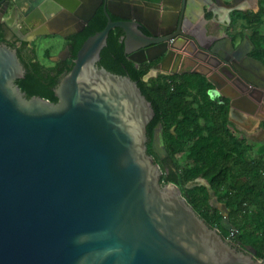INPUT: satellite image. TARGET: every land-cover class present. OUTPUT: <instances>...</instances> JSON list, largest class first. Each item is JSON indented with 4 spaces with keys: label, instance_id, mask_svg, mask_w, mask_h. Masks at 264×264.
Wrapping results in <instances>:
<instances>
[{
    "label": "water",
    "instance_id": "95a60500",
    "mask_svg": "<svg viewBox=\"0 0 264 264\" xmlns=\"http://www.w3.org/2000/svg\"><path fill=\"white\" fill-rule=\"evenodd\" d=\"M172 1L176 0L33 1L28 10L44 16L49 29H34L26 39L81 32L102 5L108 19L101 31L83 42L73 67L54 89L56 102L27 96L17 83L26 73L18 50L0 42V264H260L264 260L252 246L237 245L211 227L177 184L161 182L163 171L148 152V125L155 116L152 103L129 75L99 64L109 33L119 28L125 53L137 66L160 59L146 81L171 56L175 73L197 49L196 41L202 46L199 35L187 29L188 15L193 20L190 13L205 8L215 14L222 0H180L176 13L175 9L168 17ZM14 2L11 15L19 0ZM8 6L7 1L4 10ZM76 16L79 20L73 23ZM184 34L193 37L184 50L187 56L173 53L188 41ZM227 43L229 54L223 52ZM245 43L248 46L249 40ZM244 45L234 48L230 40L219 41L208 53L215 68L235 80L231 82L237 91L229 96L230 106H236L239 98L253 103L255 95L262 100L264 94V83L251 75L264 63L248 56ZM201 73L215 84L214 92L221 93L219 84ZM242 89L250 90L249 95ZM152 148L161 159L168 156L162 124L155 128ZM222 214V225L233 229L229 211Z\"/></svg>",
    "mask_w": 264,
    "mask_h": 264
},
{
    "label": "trees",
    "instance_id": "16d2710c",
    "mask_svg": "<svg viewBox=\"0 0 264 264\" xmlns=\"http://www.w3.org/2000/svg\"><path fill=\"white\" fill-rule=\"evenodd\" d=\"M231 19L234 38L247 36L254 45L252 57L264 63V0H260L257 12L234 11ZM107 22V16L100 8L83 31L69 37L70 58L54 63V66L42 65L35 58L26 60L22 48H18L20 60L26 68L24 78L17 80L20 88L28 97L36 95L56 102L54 89L73 67V60L83 42L101 31ZM122 34L119 28L111 30L99 64L114 73L129 75L152 103L155 116L148 125V152L163 171L161 182L177 184L211 227H216L225 238L232 237L237 245L252 246L256 256L264 258V152H259L255 143L234 130L229 115V98L214 95V85L203 73L191 70L159 73L146 81V75L160 59L137 66L125 53ZM45 55H50V51L47 50ZM158 124L163 126L168 152V156L162 159L152 148ZM184 154L196 162L192 173L181 169L178 157ZM170 161L174 170L167 171L166 164ZM195 177H202L210 184L218 201L229 210L233 229L228 230L222 225V211L210 203L208 196L202 197L200 192L185 187Z\"/></svg>",
    "mask_w": 264,
    "mask_h": 264
},
{
    "label": "flooded vegetation",
    "instance_id": "af4514ba",
    "mask_svg": "<svg viewBox=\"0 0 264 264\" xmlns=\"http://www.w3.org/2000/svg\"><path fill=\"white\" fill-rule=\"evenodd\" d=\"M7 1L9 2L8 9L7 10H4V6H5V3ZM33 1H36V0H19V3H18L17 8H16V11H15V13L13 15H11V13H12L13 8L16 5L15 2H14V0H3L2 1V3L0 4V35H1L0 42L6 43L9 46L14 47V48H16L18 50V48H20L22 46H26V45L29 46V45H31V43L40 36V35H36L34 37H29V38L26 39V37L28 35H30V33H32V31L34 29L35 30H37L39 28L40 29L41 28H45L46 30L49 29V27L46 26L47 19L44 16L41 17L39 15L40 13L34 12V9L31 10V11L28 10L31 7ZM242 1L243 0H222V4H225V6H231V8H233V10L234 9H242L241 8L242 7ZM119 3L120 2H117V5ZM120 7L121 6H119L117 8V10H120L121 9ZM100 8L103 9V5L100 6L99 9ZM234 11H238V10H234ZM241 12H246V11H241ZM174 13H176V11ZM201 13H203V16H201V14L198 15V16H196V14H194V16H193V14H192L194 20H191L190 21V23L193 24L194 26L196 24H198L199 21H200V24H199V26L197 28L196 27L192 28L190 25H188V22L186 24L187 25V29L190 32L191 31H194L197 35H199V37H200V44L203 46V47L200 46L198 44V42L196 41V44L198 45V47L190 55V58L193 57L191 59L197 60V62L199 64L201 63L200 60L201 61H204V63L208 64V68L209 69H214V70L219 71L218 68H215V66L217 65V63L215 62V60H213L211 58V56H210L211 54L210 55L208 54V53H211L212 52L211 50L214 47V44L217 43V42H219V41H222V42H224V41L226 42L227 41V42H229V40H230L232 42V45L234 46V48H239L243 44H245L244 46H246L245 41L247 39H249V38H247V36H246L243 39H240L239 36H238L235 39L234 36H233V34H232V32H234L235 30L232 31V29L230 27L231 22H230V24L227 25L225 21H223V23H221V22H219L218 19L212 18V16H209L210 15V11L207 10V8H205L204 9V12H201ZM31 14H32L33 17L30 16ZM219 15H220V12H219ZM29 16L31 17L30 19H29ZM112 16L113 15H111V17ZM42 18H44L45 21ZM113 20H119V18L113 19ZM43 26H45V27H43ZM220 26L224 27L225 33H224V35H221V37H218L219 35L218 36L217 35H214L213 32L214 31L219 32ZM72 28H73V26L70 27V29H72ZM204 31H206V32H204ZM18 33L21 34L23 37H25V41L21 39V37L19 36ZM77 33H80V32H74V33H71V34H69L67 36H64V37L63 36H60L59 34H47V35H44V36L55 35V36H60V37H62L64 39L63 46L61 45V48L59 49V52L57 54L53 55V57L51 56V54L48 55V56H46L47 58H51L52 59L53 65H51V66H54L55 65L54 63H60V62L65 61V60H67V59L70 58V56H71V54H70L71 40H70L69 37H71L72 35H75ZM184 35L186 37H188V41L187 40L186 41L183 40V42H182L183 45L181 46L182 48H179L180 50H177V53L178 52L179 53H184V50H186L187 47H188V45H190V40L193 39V37L190 36V35H188V34H184ZM237 41H240V44L237 45V43H236ZM205 47H207V48H205ZM247 47H249V48H247ZM189 48H191V47H189ZM228 49H230V47H229V45L227 43L226 44V47H224V49H223V52L226 53V54H229ZM246 49H248L247 55L250 56V57H252L251 52L254 49V45H253V43L251 41H249V45L246 46ZM66 50L69 51V55L66 54V53H64V51H66ZM205 53H206V57H205ZM59 54H62L64 56V58L61 57V58L55 60L54 58H56V56L59 55ZM184 54L187 55L186 53H184ZM252 58H254V57H252ZM186 60H188V58H184L183 63L182 64H179L176 67L175 73L181 72V71H184V70H193L192 69V66H190V67H184V61H186ZM157 64H159V63H157ZM156 65L153 66V68H155ZM57 68L59 69V67H57ZM162 68H163V65H160L159 68L157 69V73H156L157 75L159 73H163V74H167V73L168 74H173V72H174L173 71V67L170 68L168 72L164 71ZM218 73L220 74V71L219 72L213 71V73L211 75L217 74L216 79L218 78L219 80H215L213 77L212 78L221 87L219 91L222 94H224V91H223L224 88H223V86H224L225 82H227V81L229 82V80H231V79L226 78V77H224L222 79ZM233 81H235V80L233 79ZM211 83L214 85V88H213L212 93L214 95H218V96L223 97L221 93L216 94L214 92L216 86H215V84L213 82H211ZM251 99H252V102L253 103L244 102L243 99L239 98L238 101H237V105L238 106L240 105V106L244 107L245 110H248L249 112H252V111H254L257 108V106H261V103L262 102L256 101L257 99H255V98L253 99V97H251ZM254 102H256L257 106H256V104Z\"/></svg>",
    "mask_w": 264,
    "mask_h": 264
},
{
    "label": "crops",
    "instance_id": "0c3cea01",
    "mask_svg": "<svg viewBox=\"0 0 264 264\" xmlns=\"http://www.w3.org/2000/svg\"><path fill=\"white\" fill-rule=\"evenodd\" d=\"M241 8L242 9H234V10L246 11V12H257L260 9V0H243ZM232 10H233V8H231V6H225V4H219V5H217L216 13L214 14V13H212V11H210L209 16H212V18L218 19L219 22H221V23H223V21H225L226 24L228 25L231 22V15H232V12L234 11V10L233 11ZM219 12H220V15H219ZM200 14H201V16H203V13H200ZM224 33H225V30H224V27H222V26H220L219 32H217V31L213 32L214 35H217V36L219 35L218 37H221V35H224ZM249 41H251V40H249ZM236 43L238 45V44H240V41H237ZM167 62L168 61H166L164 64H162L163 65L162 69L166 72H168L169 69L171 67H173L172 66L173 64H169V66H167ZM247 63L249 64V62H247ZM189 66H192V69L198 68L197 70H199L200 72L207 73L208 75L213 77L215 80H219L218 78L216 79L217 74L211 75L213 73V71H216V72H219V71L214 70V69H209L208 64H206L204 62H203V64H201V63L199 64L196 60V63L194 65L190 64ZM226 74L229 77H231V75L228 72H226ZM219 75L222 79L224 77H226V76H224L223 73H220ZM251 75H252V77H254V80L261 81L264 83V79H263L264 78V67L254 69L253 72H251ZM226 78H228V77H226ZM231 81H233V80H229V82L227 81L228 83L225 82V84L223 86L224 94H222L223 97L229 98L230 103H231V99L229 96H235V91H237L236 84H232ZM230 82H231V84H230ZM263 92H264V89H263ZM263 99H264V94L262 96L261 106H257L256 102H254L256 104L257 108L252 112L245 110L244 107H242L240 105L238 106L237 104H236V106H230L229 115H230V119L233 123L234 130L237 131L238 133H240L242 136H244L247 139H249L248 138L249 134H247L246 131H248L249 133H253V132L259 133V132H262L264 130V103H263ZM258 113H260L261 115L259 116ZM249 140L251 141V139H249ZM251 142L255 143L258 147H259V145H262L256 141L255 142L251 141ZM261 152H264V151H261Z\"/></svg>",
    "mask_w": 264,
    "mask_h": 264
},
{
    "label": "rangeland",
    "instance_id": "374dc122",
    "mask_svg": "<svg viewBox=\"0 0 264 264\" xmlns=\"http://www.w3.org/2000/svg\"><path fill=\"white\" fill-rule=\"evenodd\" d=\"M63 43H64V39L60 36L40 35L36 40H34L31 43V45L29 46L26 45V46L21 47L23 57L26 60H31L35 58V60H38L42 65L51 66L53 65V62L51 58L46 57L45 55L46 50L47 49L50 50V54L53 57V55L59 52V49L61 48V45L63 46ZM190 64L193 65L191 61L186 60L184 62V67H190L189 66ZM246 132L247 134H249L248 138L251 139V141H254V142L256 141L262 144V145H259L258 147L259 152L264 151V130L259 133H255V132L249 133L248 131ZM164 157H167V156H164ZM178 159H179V163L181 164V169L189 170L192 173V171L196 167V162L194 158H192L188 154H184L182 156H179ZM166 167H167V171L174 170V166L171 163V161L166 164ZM185 187L188 190L200 192L202 197L208 196L209 201L213 206L215 207L220 206L222 208V211L227 212L228 209L225 207L223 203L218 201L215 195V192L213 191L211 187H209L206 180L203 179L202 177H195L193 180L187 182L185 184ZM228 239L233 243L235 242L232 239V237H228Z\"/></svg>",
    "mask_w": 264,
    "mask_h": 264
},
{
    "label": "bare ground",
    "instance_id": "6f19581e",
    "mask_svg": "<svg viewBox=\"0 0 264 264\" xmlns=\"http://www.w3.org/2000/svg\"><path fill=\"white\" fill-rule=\"evenodd\" d=\"M179 3H181L180 2V0L178 1V0H176V1H172V2H170V5H169V7L172 9V10H170L169 11V13L168 12H166L165 13V15L166 16H168V17H170V15H172V17H173V14H171L175 9V11H177V9L179 8ZM181 5V4H180ZM162 11V10H161ZM33 14V13H32ZM37 14V13H36ZM191 15L193 14V16H194V14H196L195 13V11H193V13H190ZM198 15H200V12H198V14H196V16H198ZM33 17V16H32ZM79 20V17L78 16H76V18H75V22H73V23H76V21H78ZM194 20V19H193ZM190 21H191V19H190V17H189V15H188V18H187V20H186V24H187V22H188V24L192 27V28H194V27H198L199 26V24H200V21H199V23L198 24H196L195 26L193 25V24H191L190 23ZM159 23V21L156 19V23H155V27L157 26V24ZM187 26V25H186ZM182 48V47H181ZM175 49V50H174ZM173 49V53H177V50H180V49H178V48H174ZM185 55V54H184ZM187 56V55H186ZM189 57V56H188ZM191 58H193V57H191ZM191 58H188V60H190L192 63H193V65L196 63V60H193V59H191ZM200 60V59H199ZM168 62H167V66H169V64H173L172 66H174V63H175V60H174V56H171L168 60H167ZM200 62H201V64H203V62L204 61H201L200 60ZM172 68V67H171ZM223 77V76H222ZM227 83V82H226ZM230 84H231V82H230ZM249 91L250 90H242V92H243V94H248L249 95ZM256 97H257V101H259V102H262V100L261 99H259L258 100V95H255ZM256 99V98H255Z\"/></svg>",
    "mask_w": 264,
    "mask_h": 264
},
{
    "label": "built area",
    "instance_id": "2783aa9c",
    "mask_svg": "<svg viewBox=\"0 0 264 264\" xmlns=\"http://www.w3.org/2000/svg\"><path fill=\"white\" fill-rule=\"evenodd\" d=\"M260 264H264V260Z\"/></svg>",
    "mask_w": 264,
    "mask_h": 264
}]
</instances>
